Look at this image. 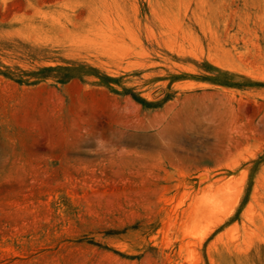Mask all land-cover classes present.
Segmentation results:
<instances>
[{
    "label": "rangeland",
    "instance_id": "374dc122",
    "mask_svg": "<svg viewBox=\"0 0 264 264\" xmlns=\"http://www.w3.org/2000/svg\"><path fill=\"white\" fill-rule=\"evenodd\" d=\"M0 264H264V0H0Z\"/></svg>",
    "mask_w": 264,
    "mask_h": 264
}]
</instances>
